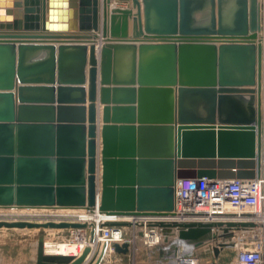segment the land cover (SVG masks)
<instances>
[{
    "label": "water",
    "instance_id": "water-1",
    "mask_svg": "<svg viewBox=\"0 0 264 264\" xmlns=\"http://www.w3.org/2000/svg\"><path fill=\"white\" fill-rule=\"evenodd\" d=\"M112 1L0 0V206L168 215L179 178L262 175L261 1L117 0L130 6L110 9ZM149 225L167 241L176 236L174 260L180 244L212 241L219 257L237 230L256 222ZM86 226L0 221V228ZM115 249L132 250L128 242ZM90 250L49 253L40 237L37 264H82Z\"/></svg>",
    "mask_w": 264,
    "mask_h": 264
},
{
    "label": "built area",
    "instance_id": "built-area-1",
    "mask_svg": "<svg viewBox=\"0 0 264 264\" xmlns=\"http://www.w3.org/2000/svg\"><path fill=\"white\" fill-rule=\"evenodd\" d=\"M21 208V210H17L12 207L0 206V221L67 220L86 222V227L56 228L67 231V234L63 235V239L57 241L67 245L68 249L56 254L79 257L87 247H90L91 250L82 264H102L104 255L119 254L115 249V243L123 245L128 242L132 248L139 239L150 247L163 242L164 234L161 228L149 225V223L159 220L213 221L226 219V216H218L221 213L238 212L239 216L241 213H249L254 221L264 224V173L254 179L179 178L175 210L168 215L108 214L100 212L98 208L94 211L84 209L82 213L70 212L54 215L47 212H36L32 209L23 210L26 207ZM112 220L129 221L131 225H104L106 221ZM205 244L209 251L208 257H201L192 249L181 252L178 257L166 264H220L219 257L214 254V246L217 243L212 241ZM236 258L238 264H264V247L260 243L251 247L240 246L237 249ZM132 264H136L134 258H132Z\"/></svg>",
    "mask_w": 264,
    "mask_h": 264
},
{
    "label": "crops",
    "instance_id": "crops-1",
    "mask_svg": "<svg viewBox=\"0 0 264 264\" xmlns=\"http://www.w3.org/2000/svg\"><path fill=\"white\" fill-rule=\"evenodd\" d=\"M117 6L128 7V6H130V3L125 2V1L118 2L116 0H113L111 3L110 9L113 7H117ZM101 7H102V4H101ZM102 9H103V7H102ZM132 22H133V20L131 21L130 32L132 31ZM98 50H99V46H97V55H99ZM98 82H99V80H98ZM87 86H88V84H87ZM88 103L89 102H87V105H88ZM97 104H98V121H99L98 123L100 124L102 121L103 104L100 103L99 95H98ZM243 212H246V211H243ZM226 219H233V220H237V221H239V220L254 221L251 216H239L238 214L234 217L233 216L226 217ZM4 229L11 230V231H6ZM24 229H26V228H6V227L0 228V234L2 235V238L0 240V257H1L0 264H37V254H38L37 245H38V240L40 237L36 238V239H33L31 237L30 238H24V237L21 238L22 235L24 236L25 234H28L27 232L23 231ZM54 230H58V231H54ZM5 234L10 235V239H4L3 235H5ZM66 234H67V231H64L61 229H56V228L50 229L48 231V235H49L48 237L53 239V240H47L46 239L47 236H45L44 239L46 242V246H45L46 251L52 252V253H54L56 251L60 252L61 247L59 246L57 240L63 239V235H66ZM29 236H31V235L29 234ZM256 236H257L256 226L236 231V237L233 240L234 243H236V245H235L236 254H235V259L233 260V262L231 264H238L237 258H236L238 247H240V246L242 247L245 243L251 242V240L254 239ZM165 237L166 236L163 235V237H162L163 242H161L159 245L154 246L155 248H157L160 251L162 250L161 248L167 247V251L164 253H161V254H163V256L160 253H158L159 255H156V252H153V255H151L150 253L152 251H154L155 248L147 246L146 244H144L139 239V240H137L135 245L132 247L134 249V253L131 251L128 254V256H129L128 264H132V258L135 259L136 264H166L168 262H171L172 261V258H171L172 248L170 249L169 245L172 241H175L176 236H169V238H168L169 241H167ZM145 245L147 247L148 253L150 252L149 253L150 255L147 256V259L145 261L138 260L137 252L141 249V247H145ZM188 246L189 245H186V244L185 245L180 244L178 251L192 250ZM206 247L207 246L205 244V245L199 246L197 248H193V250H194V252H196L201 257H208L209 251L207 250ZM200 251H202V254L199 253ZM203 251L205 253L204 255H203ZM124 255H126V254H124ZM220 255L222 256V253ZM219 258H220V256H219ZM31 260L33 262H31ZM106 262H108V258L104 261V263L102 261V264H106Z\"/></svg>",
    "mask_w": 264,
    "mask_h": 264
},
{
    "label": "rangeland",
    "instance_id": "rangeland-1",
    "mask_svg": "<svg viewBox=\"0 0 264 264\" xmlns=\"http://www.w3.org/2000/svg\"><path fill=\"white\" fill-rule=\"evenodd\" d=\"M256 228H257V236L254 239H252L251 242L245 243L243 245L244 247H251V246L255 245L256 243H260L264 247V224L262 222L257 221L256 222ZM50 229H54V228H26L23 231L27 232L28 234H25L24 236L22 235L21 238H23V237L24 238H30L31 237L33 239H36L39 237L45 238V236H47L46 237L47 240H53V239L48 237L49 236L48 231ZM4 230L11 231V230H7V229H4ZM54 231H58V230H54ZM29 234L31 236H29ZM1 238H2V235L0 234V240H1ZM3 238L4 239H10V235L5 234V235H3ZM145 247H146V245H145ZM145 247H141V249L137 252L138 260L145 261L147 259V256H149L150 254L153 255V252H156V255H159L158 253L161 254V251L155 247H154L155 248L154 251H152L151 253L149 252L150 253L149 254L147 247L146 248ZM169 248L173 249V246H170ZM182 251L183 250H181L180 252H182ZM199 253L202 254V251H200ZM221 253H222V256L220 255L219 263L220 264H231L233 262V260L235 259V254H236L235 245L228 246V247L224 248ZM124 254H126V255H124ZM124 254L122 255L121 253H119V254L118 253H113V254L108 253V254L104 255L103 263L108 258V262H106V264H128L129 252L124 253ZM204 254L205 253L203 251V255ZM161 255L163 256V254H161ZM0 259H1V257H0ZM31 262H33V261L31 260Z\"/></svg>",
    "mask_w": 264,
    "mask_h": 264
},
{
    "label": "bare ground",
    "instance_id": "bare-ground-1",
    "mask_svg": "<svg viewBox=\"0 0 264 264\" xmlns=\"http://www.w3.org/2000/svg\"><path fill=\"white\" fill-rule=\"evenodd\" d=\"M117 1V0H116ZM261 3H262V6L263 3H264V0H260ZM263 8V7H262ZM264 9V8H263ZM264 13V12H263ZM263 18H264V14H263ZM131 30V29H130ZM132 32V31H131ZM262 38H263V41H264V31L262 32ZM101 37V36H100ZM102 38H100L99 42H98V46L100 45V43L102 42L101 41ZM262 150H261V157H262V173H264V120H263V135H262ZM13 209H17V210H21L22 208L21 207H12ZM28 209H32V210H36V212H47V213H51V214H54V215H58V214H62V213H70V212H77V213H82L84 212V209L82 208H64V207H33V208H30V207H26L25 209L23 210H28ZM234 217V216H233ZM257 222V221H255ZM58 244L59 246L61 247L60 249V252H65L67 251V245H63L61 244L59 241H58ZM45 246H46V242H45ZM189 247V246H188ZM238 247V246H237ZM50 249V248H49ZM191 249V248H190ZM234 249V248H233ZM187 251V250H186ZM226 251V250H225ZM224 251V252H225ZM231 251V250H230ZM58 251H56L55 253H57ZM132 252L134 253V250H132ZM59 253V252H58ZM226 256V255H225Z\"/></svg>",
    "mask_w": 264,
    "mask_h": 264
}]
</instances>
